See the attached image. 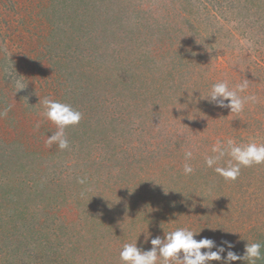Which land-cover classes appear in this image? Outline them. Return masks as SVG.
Instances as JSON below:
<instances>
[{
  "label": "rangeland",
  "instance_id": "rangeland-1",
  "mask_svg": "<svg viewBox=\"0 0 264 264\" xmlns=\"http://www.w3.org/2000/svg\"><path fill=\"white\" fill-rule=\"evenodd\" d=\"M250 1L120 0L105 7L104 13L110 7L120 11L113 22L120 23L116 25L117 30L122 29L132 37L130 50H124L123 43L115 51L118 59H124L119 64L123 78L135 84L131 89L130 85L128 89L125 86L122 89L121 81L114 78L109 66H104L105 63L102 65L98 57L94 58L96 51L89 47L83 48L102 34H108V40H112L117 39L119 33H115V30L110 32L107 24L93 26L101 21L87 26L84 37L86 45L81 46L77 54L81 58L94 60L92 68L84 69L94 77L89 88L90 100L83 97L87 96L85 93L82 99H73V92L79 90L77 85L73 90L63 89L58 100H55L70 104L83 116L82 124L69 126L65 130L69 141L67 149L60 150L56 144L47 147L46 141L56 131V127L53 128L54 123L43 118L42 101L49 99L52 90L46 89V85L41 86L43 83H39L38 78L28 77L33 89H20L23 98L18 96L16 101L11 94L2 97L0 113L7 109V114L0 115V123L3 126H7L10 121V125L14 122L16 126L24 124L30 135L27 142L31 144L28 143V146L32 145L38 133L39 142L36 143H39V152L45 157L43 160L48 161L50 157L54 160L64 157L69 161L73 159L67 164L68 168H63L66 175L72 174L74 162L77 161L79 165L78 159H82L85 154L81 145L74 148V140H78L79 144L81 141L89 144L99 140L98 146L102 142L106 143V149L101 151L105 153V168L115 176L111 182L101 180L97 186L84 188L86 192L93 191L97 198L90 195L81 201L87 202V208L93 209L90 218L80 213L81 206L74 205L73 200L68 203L70 211H65L67 205L59 207L57 221L62 218V221L73 225L74 230L57 231L62 233L59 237L63 238L58 243L54 233L51 234L49 230L36 233L41 225L43 211H39L32 202H22L20 210L25 212L28 219L22 222L27 229L25 236L29 237L32 232L34 239H38L34 233L39 235L41 241L47 237L53 239L50 257L53 263H42L44 247L41 246L34 255L36 258L25 263L21 258L22 251L27 247L23 246L20 257L12 247H8L9 264H121L119 254L107 247L113 243L118 248L121 236L124 239L129 236L150 249V242H145L147 233H150V240L156 236L162 238L164 231L181 227L190 226L193 231L202 228V231L205 228L211 230L208 221L213 215L219 216L214 219L219 225L224 223L220 217L225 219V229L229 233L226 240L232 242L234 247L231 250L238 255L243 254L247 241L264 244V164L242 167L235 180L225 181L204 163L205 156L212 155L211 148L217 141L226 143L232 139L238 145L264 143V28L260 30L254 26L259 14L250 12L252 9L249 10L246 5ZM253 1L258 3L260 0ZM32 3L38 4L37 7L33 6V10L26 7L35 12L29 15V18L35 19L32 24L40 18L41 22L45 19L51 25L50 18L54 16L51 8L46 9L36 0ZM78 5H75V9L79 15L82 17L84 14L91 21L92 14L83 5ZM105 5L108 3L105 2ZM20 6L22 0H0V86L9 81L8 89L11 92L17 91L15 80L22 81L25 77L23 74L26 75L33 64L27 58L23 60L22 56L25 47L21 39V25L25 26L24 34L32 32L27 29L25 21L28 20H25ZM89 9L94 10L96 6L91 5ZM111 29H114L113 24ZM15 61L18 62L15 64ZM245 79L248 80L249 88L241 95L252 94L257 100L246 104L238 116L204 100L195 106L188 102L185 89L191 92L199 88L203 93L215 82L227 80L229 86L234 87ZM101 85L109 87L104 92ZM115 85L120 86L123 97L120 100L116 98L114 90L108 92ZM193 96L198 97L199 91L195 90ZM186 102L187 109L176 108L183 107L180 103ZM100 106L106 107L101 110L103 116L106 111L108 119L118 117L119 120H113L114 124L105 118L102 120L98 117L97 108ZM92 115L100 120L95 121ZM97 123L102 131L106 129L102 135L93 130ZM111 124L113 131L108 128ZM10 141L11 135L7 131L5 135L0 134V151L9 152L12 148ZM110 145L114 147L110 148ZM14 147L10 156H14ZM23 150L26 151L22 149L21 152ZM186 150L193 152L190 163L194 172L190 175L183 174ZM96 153L91 158H97ZM227 159L225 157L217 166H226ZM7 169L10 173L0 175V179L6 176V180L11 181L15 178L11 163ZM37 171L44 172L43 166ZM18 173H27L31 179L34 177V169ZM46 173L49 177L52 169L47 167ZM207 174L210 176L206 177ZM34 178H39V175ZM94 181L95 178L91 177V183L96 185ZM163 184L168 191L162 196L165 201L159 196L156 203L153 200L154 207H146L144 201L149 192L155 189L157 194ZM35 204L41 207L37 200ZM198 220L200 225L195 224ZM67 232L75 237L82 234L85 238L95 239L99 254H90L87 249H73L70 239L65 238L75 237ZM261 252L264 254V248ZM231 264L245 262L238 260ZM260 264H264V257L260 259Z\"/></svg>",
  "mask_w": 264,
  "mask_h": 264
},
{
  "label": "trees",
  "instance_id": "trees-1",
  "mask_svg": "<svg viewBox=\"0 0 264 264\" xmlns=\"http://www.w3.org/2000/svg\"><path fill=\"white\" fill-rule=\"evenodd\" d=\"M32 1L35 0H22V7L20 6V9H22L24 12L25 20H28V22L25 21V23H27V29L29 28L28 30H31L32 32L29 35L24 34L25 26L21 25V39L24 43L23 48L25 47L24 52L22 53L23 60H26L27 58L29 63H33L31 68L28 69L27 74H23L25 77L22 78V81L26 84V88H28L29 91L33 89V85L30 83L28 77L33 79L38 78L39 83H43L41 86L46 85V89L52 90V94H47L51 100H58L57 98L63 93V89L67 91L71 88V90H73L75 85L79 86V90L73 92V99H77L75 97H80L81 99L85 97L87 100H90L88 99L89 88L94 82V77H92L91 74H87L88 72H85L84 69L92 68V62L94 60L81 58L77 53L81 46L86 45L84 37L87 34L85 33L87 26H92L95 21H101V23L95 24L93 26L107 24L109 25L108 27L110 32L115 30V33H119V37L117 39L108 40V34H102L100 37L94 39V42L90 41L88 46L83 48L89 47L91 50L96 51V56L94 58L98 57L102 62V65L105 63L104 66H109L114 78L119 82L121 81L120 84L122 89L124 86L125 89H128L129 85L130 89L132 85L134 86L135 82L126 80V77L123 78L124 76L121 74L119 64L124 61V59H118L115 51V48H121L123 43L124 50H130L132 37L125 34L122 29L117 30L116 25H119L120 23L113 22L117 17V13L120 12L119 10L110 7L106 13L103 12L105 7L112 6L115 3H118L120 0H36L41 2L46 9L51 8V11L54 15L50 18L52 21L51 25L46 22L45 19H43L41 22L40 18L36 19V22L32 24V21L35 19L29 18V15L35 13L31 10H33V6L37 7L38 5L37 3V5L32 3ZM105 2H107L108 5H105ZM76 4L83 5L85 10L92 14L91 21H89L84 14L82 17L79 15L75 9ZM91 5H95L96 9L90 10L89 7ZM246 5L249 7V10L252 9L250 10L251 13L259 14L254 26L262 30L264 28V0H260L258 3L251 0L249 3H246ZM27 6L28 8H31V10H27ZM239 12H241V9ZM112 24L114 25V29H111ZM105 31H107V29ZM113 44L115 46H113ZM17 62L18 61H15L14 63L16 64ZM185 67L187 66L185 65ZM105 85L108 84L106 83ZM108 87L109 86L101 85L100 88L105 92ZM8 88H10L9 81L0 86V105L3 102L2 97H6L10 94L16 101L18 96H20V98L24 97L20 93L22 90L11 92ZM42 89L45 88L42 87ZM117 89L119 90L120 86L115 85L110 88L108 92L114 90L116 92V98L120 100L123 97L120 94V90L117 91ZM84 93L87 94V96L82 97ZM129 100H127L128 103ZM6 101L7 100H5V102ZM1 108L2 107L0 106V110ZM97 109H99L98 117H100L102 120L104 118L105 120H110V117L108 119L106 115V111L104 112V116L101 113V110L106 109V107L100 106ZM12 118L13 116L11 119ZM43 118L46 119L45 116H43ZM93 118L97 122L100 120L95 116ZM113 120L116 121L119 120V118L115 117ZM113 120L111 118L109 123L114 124ZM83 122L84 121H82L81 118L79 124H82ZM10 123L11 121L7 126H3V124L0 123V134L5 135L7 131V134L11 135V147L13 148L15 146L13 150L14 156H10L12 153V148H10L9 152H7V150L3 152L0 151V173L2 172L0 175H6L7 173H10V171L7 169V165H9V163H11L13 174H15V178H13L11 181H7L6 176L5 179H0V187H2L0 188V264L10 263L9 261L11 259H8L9 254L7 253L8 247H12L14 252L20 257L19 253L23 246L27 247V249L22 251L21 258L25 263L27 262L26 260L31 261V258H36L34 255L37 254V250L40 249V246L44 247V258H42V263L46 261L52 262L50 257L53 250L51 246L54 240L50 237H47L43 238L44 240L41 241L39 235L36 233L39 230H49L51 231V234L54 233V239L58 243L60 240H63V238L59 237L62 235V233H58L57 231L69 229L72 232V230H74L73 225H69L65 221H62V218L60 221H57V219H59L60 208H62L63 205H67L65 211H67V209L70 211L68 207V203H71L70 200L74 201V205L81 206L80 213L84 214L85 218H90L92 216L91 210L93 209L87 208V202L81 201L87 196L92 195V197L94 196L95 198L96 196L93 195V191L86 192L84 188H90L92 185L97 186L101 183V180L108 182L112 180V177H115L112 172L109 174V171L107 170L108 168H105V153H102L101 151L106 149V143L102 142V144L98 146L97 143L99 140H93L89 144L84 141H81L79 144L78 140H74L72 144L74 145V148H79L81 145V147H83V153L85 154L82 159H78L80 166L78 165L77 161H75V166L73 169L74 172L72 174L66 175L63 168H68L67 164L71 163L73 159L69 161V159L65 160L66 157H64L61 158V160H54L50 157L48 161L43 160L45 157L39 152V143H36V141L39 142V134L37 133L36 137L32 140V145L28 146L27 144L30 142H27V139L30 138V135H28L26 131V126L24 124H22V126L17 124L16 126L15 122L10 125ZM112 124L111 126H108V128L112 129L113 131L114 128L112 127ZM52 125L53 128L56 127L55 124ZM93 130L95 133H98V135H102L106 129H103L102 131L101 127L97 123L95 127H93ZM119 136L121 137L120 134ZM20 143L23 144L21 145ZM113 147L114 145H110V148ZM22 149H25L26 151L23 150L21 152ZM96 150L97 153L95 152V156L98 157L91 158V156L95 154L93 152ZM150 155L151 153L148 154V157H150ZM47 162L49 163L47 164ZM42 166L44 168V172L40 173V171H37V169ZM47 167H50V170L52 169V173H50L49 177H47L46 173ZM33 169L34 177L35 175H39V178L36 179L32 177L31 179L27 173L25 175H20L18 173V171L31 172ZM64 174L66 176H64ZM207 176L210 175L207 174L206 177ZM91 177L95 178L94 183L96 185L91 183ZM119 177L121 178L120 174ZM78 178H86V183H78ZM5 186H8V188L5 189ZM166 189L167 187L163 184V188L160 189L157 194H155V189L151 190L149 192V196L146 197V201H144L146 207H154L155 204L153 203V200L156 203V198L159 196L163 199L164 197L162 196ZM36 200L41 207H38L37 204H35ZM22 202H32L34 206L39 209V211H43V213H41V225L39 226L36 233H34V237L36 238L35 235H37L38 239L33 238L31 235L32 232H30L29 237L25 236L27 229L22 222L27 221L28 219L25 212L20 210ZM69 216L73 217L74 214H70ZM218 217L219 216L217 215H213L211 218H209L211 222L208 221V224L211 226V230L209 228H205L195 238L198 240L201 237L212 238L217 242V244H219L222 240H226V237H228L229 233L228 230L225 229V219H221L220 217V220L224 223L223 225H219L217 220H214ZM207 218L208 217H206V220ZM195 224L200 225V221L198 220ZM32 229L33 224L31 230ZM71 232L67 233L70 235ZM70 236L75 237L74 235ZM65 239H70V242H72L71 245L75 250L81 248L82 250H90V254H99L96 241H94L95 239L93 240L91 238H85L82 234H79V236L75 238ZM120 242L121 245H118V248L116 246L115 248L113 243L111 244V247H107L113 252H117L119 254L125 243H133L135 241L132 240L131 237L129 238V236L125 239L123 236H121ZM145 245L146 244L137 243L139 248L147 250ZM202 251L204 250L202 249ZM224 255H226V253ZM211 264H223V261H212ZM257 264H260V260Z\"/></svg>",
  "mask_w": 264,
  "mask_h": 264
},
{
  "label": "clouds",
  "instance_id": "clouds-1",
  "mask_svg": "<svg viewBox=\"0 0 264 264\" xmlns=\"http://www.w3.org/2000/svg\"><path fill=\"white\" fill-rule=\"evenodd\" d=\"M15 86L18 91L25 88L26 84L16 79ZM248 88L249 83L245 79L234 87H230L227 80H221L213 83L203 93L199 88H194L191 92L188 89L185 90L188 92V102H191L193 106L204 100L215 107L228 109L229 113L238 116L244 111L246 104L255 103L257 100V97L252 94L241 95L246 93ZM195 90L199 91L198 97L193 96ZM188 102L180 103L183 107L176 108L178 110L187 109ZM42 105L44 116L56 126V131L48 137L46 144L49 147L56 144L60 150L67 149L69 141L65 130L69 126L79 124L82 113L70 104L48 98L42 101ZM6 114L7 109L0 113V115ZM36 127L39 128V124ZM211 153L212 155L205 156L204 163L206 167L213 169L225 181L235 180L239 176L242 167L264 164V143L251 142L238 145L232 139L227 140L226 143L217 141L212 146ZM225 157L229 158L225 161L226 166H217ZM192 159L193 152L186 150L184 152L183 174L190 175L194 172V168L190 163ZM77 182L84 184L86 178H78ZM164 192L165 194L168 193V191ZM202 229L193 231L189 227L176 228L172 231H164L162 238L156 236L150 240V233H147L145 242H150L151 248L147 250L139 248L137 240L133 243H125L119 253L120 262L121 264H211L212 261H223V264H231V262L239 260L245 262V264H256L258 260L264 257L261 252L264 244L246 240L243 254L238 255L231 250L234 245L230 241L222 240L217 244L214 239L208 237L196 239L195 237L199 235ZM225 253L226 255H224Z\"/></svg>",
  "mask_w": 264,
  "mask_h": 264
}]
</instances>
